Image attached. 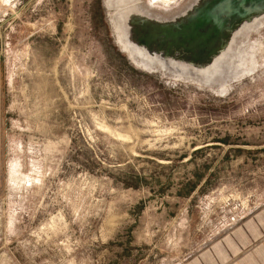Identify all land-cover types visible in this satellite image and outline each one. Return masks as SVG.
<instances>
[{"label": "rangeland", "instance_id": "obj_1", "mask_svg": "<svg viewBox=\"0 0 264 264\" xmlns=\"http://www.w3.org/2000/svg\"><path fill=\"white\" fill-rule=\"evenodd\" d=\"M13 10L0 264H264V0Z\"/></svg>", "mask_w": 264, "mask_h": 264}, {"label": "built area", "instance_id": "obj_2", "mask_svg": "<svg viewBox=\"0 0 264 264\" xmlns=\"http://www.w3.org/2000/svg\"><path fill=\"white\" fill-rule=\"evenodd\" d=\"M16 4H17V0H0V8H1L0 14L2 10H5L6 12L3 14V16L9 13L10 18H12L13 15L14 17H16L15 14H12L14 11L13 9L16 7Z\"/></svg>", "mask_w": 264, "mask_h": 264}, {"label": "flooded vegetation", "instance_id": "obj_3", "mask_svg": "<svg viewBox=\"0 0 264 264\" xmlns=\"http://www.w3.org/2000/svg\"><path fill=\"white\" fill-rule=\"evenodd\" d=\"M243 3V2H242ZM261 3H258V5H260ZM192 22H193V26L191 25V26H189V28H194L195 27V24H194V21L193 20H191ZM193 32V31H192ZM188 33V32H187ZM188 35H192V38H194V39H192V44H193V42L194 41H196V39H195V35L193 36V34L192 33H188ZM205 36H207L206 34L204 35V40H205ZM208 36L210 37L211 36V34H209L208 33ZM212 37V36H211ZM190 39V38H189ZM198 39H200L199 37H197V40ZM189 42L191 43V40H189ZM205 44H207V42L205 43Z\"/></svg>", "mask_w": 264, "mask_h": 264}, {"label": "crops", "instance_id": "obj_4", "mask_svg": "<svg viewBox=\"0 0 264 264\" xmlns=\"http://www.w3.org/2000/svg\"><path fill=\"white\" fill-rule=\"evenodd\" d=\"M254 227V226H253ZM252 227V228H253ZM243 239V238H242ZM259 253H257V254H251V256H255V255H258ZM247 256H249V255H247ZM239 264H259V262H258V259L256 258H252V259H250V262H247V263H239Z\"/></svg>", "mask_w": 264, "mask_h": 264}, {"label": "trees", "instance_id": "obj_5", "mask_svg": "<svg viewBox=\"0 0 264 264\" xmlns=\"http://www.w3.org/2000/svg\"><path fill=\"white\" fill-rule=\"evenodd\" d=\"M183 187H184L183 188V190H184L183 192H184V194L187 195L189 193L190 188H191V183L190 182H187Z\"/></svg>", "mask_w": 264, "mask_h": 264}, {"label": "bare ground", "instance_id": "obj_6", "mask_svg": "<svg viewBox=\"0 0 264 264\" xmlns=\"http://www.w3.org/2000/svg\"><path fill=\"white\" fill-rule=\"evenodd\" d=\"M164 1H168V0H164Z\"/></svg>", "mask_w": 264, "mask_h": 264}]
</instances>
